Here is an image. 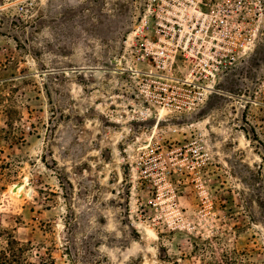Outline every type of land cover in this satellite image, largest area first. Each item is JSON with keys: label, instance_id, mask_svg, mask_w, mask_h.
Masks as SVG:
<instances>
[{"label": "rangeland", "instance_id": "obj_1", "mask_svg": "<svg viewBox=\"0 0 264 264\" xmlns=\"http://www.w3.org/2000/svg\"><path fill=\"white\" fill-rule=\"evenodd\" d=\"M0 228L35 262L264 264V0H0Z\"/></svg>", "mask_w": 264, "mask_h": 264}, {"label": "trees", "instance_id": "obj_2", "mask_svg": "<svg viewBox=\"0 0 264 264\" xmlns=\"http://www.w3.org/2000/svg\"><path fill=\"white\" fill-rule=\"evenodd\" d=\"M3 231L0 228V232ZM26 245L10 236L6 245L0 248V264H53L52 259H42L39 262L29 261L25 257ZM242 264H251L243 262Z\"/></svg>", "mask_w": 264, "mask_h": 264}, {"label": "bare ground", "instance_id": "obj_3", "mask_svg": "<svg viewBox=\"0 0 264 264\" xmlns=\"http://www.w3.org/2000/svg\"><path fill=\"white\" fill-rule=\"evenodd\" d=\"M13 188H10L11 194L17 195L24 187L23 184H20L16 187V185L12 186ZM16 187V189H14Z\"/></svg>", "mask_w": 264, "mask_h": 264}, {"label": "water", "instance_id": "obj_4", "mask_svg": "<svg viewBox=\"0 0 264 264\" xmlns=\"http://www.w3.org/2000/svg\"><path fill=\"white\" fill-rule=\"evenodd\" d=\"M18 185H16V187H17ZM16 187L14 188V189H16Z\"/></svg>", "mask_w": 264, "mask_h": 264}]
</instances>
